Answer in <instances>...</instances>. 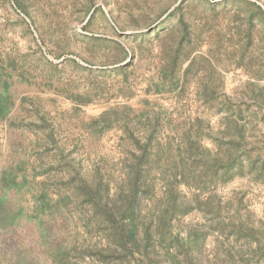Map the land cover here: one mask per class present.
I'll return each instance as SVG.
<instances>
[{"label": "rangeland", "instance_id": "374dc122", "mask_svg": "<svg viewBox=\"0 0 264 264\" xmlns=\"http://www.w3.org/2000/svg\"><path fill=\"white\" fill-rule=\"evenodd\" d=\"M0 91V166L25 150L52 190L98 168L114 192L145 130L238 150L211 184L179 187L191 208L158 251L181 258L190 229L209 264H264V0H0Z\"/></svg>", "mask_w": 264, "mask_h": 264}, {"label": "trees", "instance_id": "16d2710c", "mask_svg": "<svg viewBox=\"0 0 264 264\" xmlns=\"http://www.w3.org/2000/svg\"><path fill=\"white\" fill-rule=\"evenodd\" d=\"M9 106L8 96L0 91V116ZM142 135L144 147L138 155L131 150L135 159L124 160L128 162L114 192L98 168L70 176L66 190H52L37 180L33 166L28 169L25 150L11 153L0 166V264H75L72 253L77 248L90 257L117 254L116 264H165L162 259L169 264H209L201 253L202 234L190 229L179 237L185 248L181 258L173 250L160 255L158 247L171 235L165 225L190 211L191 204L181 198L179 187L211 184L220 168L223 173L229 170L238 150L218 144L209 148L200 139L161 141L152 138V130ZM147 199L150 203L143 205ZM27 200L29 205L23 203ZM77 204L83 209L77 210ZM81 224L87 234L93 229L101 238L91 244L86 237L76 242ZM247 225L242 228L252 229ZM99 260L92 264H101Z\"/></svg>", "mask_w": 264, "mask_h": 264}]
</instances>
